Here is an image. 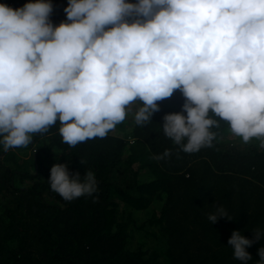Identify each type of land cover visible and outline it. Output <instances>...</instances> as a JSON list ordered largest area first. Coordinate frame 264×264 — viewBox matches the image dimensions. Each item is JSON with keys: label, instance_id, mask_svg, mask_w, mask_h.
<instances>
[{"label": "clouds", "instance_id": "1", "mask_svg": "<svg viewBox=\"0 0 264 264\" xmlns=\"http://www.w3.org/2000/svg\"><path fill=\"white\" fill-rule=\"evenodd\" d=\"M52 12L50 0L0 4L4 152L27 148L57 122L70 147L106 138L130 114L146 126L177 91L182 111L166 114L162 130L183 152L213 147L221 122L264 147V0H68L58 26ZM48 182L68 202L98 191L93 172L81 182L67 164L54 165ZM227 216L217 207L208 220ZM253 243L239 231L228 240L242 264ZM258 255L264 264V247Z\"/></svg>", "mask_w": 264, "mask_h": 264}, {"label": "trees", "instance_id": "2", "mask_svg": "<svg viewBox=\"0 0 264 264\" xmlns=\"http://www.w3.org/2000/svg\"><path fill=\"white\" fill-rule=\"evenodd\" d=\"M29 2L36 0H0L13 9ZM50 2L53 25L67 22L68 0ZM184 102L177 91L158 102L161 110L146 126H136L130 114L106 138L75 147L63 143L59 122L27 148L4 152L0 145V264H242L228 244L234 231L254 241L247 264H258L261 140L231 145L224 140L229 126L221 122L212 129L213 147L185 153L162 130L163 117L181 113ZM25 151L27 160L17 154ZM165 151L170 155L163 157ZM56 164H67L70 178L79 173L81 182L93 172L98 191L65 201L48 182ZM217 207L228 216L211 224L208 215ZM140 213L148 217L138 223Z\"/></svg>", "mask_w": 264, "mask_h": 264}, {"label": "rangeland", "instance_id": "3", "mask_svg": "<svg viewBox=\"0 0 264 264\" xmlns=\"http://www.w3.org/2000/svg\"><path fill=\"white\" fill-rule=\"evenodd\" d=\"M130 120V117H128L127 118V120H126V122H128ZM128 131V129H126V133H128L127 132ZM224 140H228L229 142H231V143H229V144H238L239 146H241V147H243V146H245V145H248V143L247 144H245V143H243L242 142V140H241V138H239V137H235V136H233L232 134H229V135H226L225 137H224ZM251 141H257V139H253V140H251ZM249 143H251V142H249ZM25 154L24 155H22V153H20V152H17V154L19 155V156H22V158L23 159H25V160H27L28 158H29V151H25L24 152ZM157 207V206H156ZM148 213H140V214H138L135 218L138 220V223H140V222H143L147 217H148V215H147ZM150 241V240H149ZM133 248H138V244H137V242H135V244H134V246H133Z\"/></svg>", "mask_w": 264, "mask_h": 264}]
</instances>
